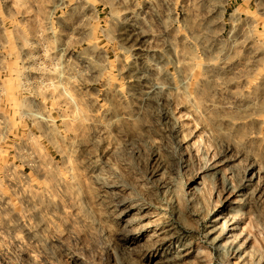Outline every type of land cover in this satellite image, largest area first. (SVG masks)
Wrapping results in <instances>:
<instances>
[{"label": "rangeland", "instance_id": "obj_1", "mask_svg": "<svg viewBox=\"0 0 264 264\" xmlns=\"http://www.w3.org/2000/svg\"><path fill=\"white\" fill-rule=\"evenodd\" d=\"M0 264H264V0H0Z\"/></svg>", "mask_w": 264, "mask_h": 264}, {"label": "bare ground", "instance_id": "obj_2", "mask_svg": "<svg viewBox=\"0 0 264 264\" xmlns=\"http://www.w3.org/2000/svg\"><path fill=\"white\" fill-rule=\"evenodd\" d=\"M211 108H212V109H215V108H216V105H212ZM96 184H97L98 186L104 188L105 191H106V190H110L111 188H113L112 186L110 187V185H108L107 183H104V181H102V180L97 181ZM150 236L153 237V238L158 237V235H156V233H155V234H151Z\"/></svg>", "mask_w": 264, "mask_h": 264}]
</instances>
